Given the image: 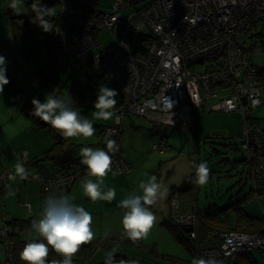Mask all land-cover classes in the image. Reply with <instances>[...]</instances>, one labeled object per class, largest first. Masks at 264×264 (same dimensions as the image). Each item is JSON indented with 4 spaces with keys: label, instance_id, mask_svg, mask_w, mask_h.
Segmentation results:
<instances>
[{
    "label": "built area",
    "instance_id": "2783aa9c",
    "mask_svg": "<svg viewBox=\"0 0 264 264\" xmlns=\"http://www.w3.org/2000/svg\"><path fill=\"white\" fill-rule=\"evenodd\" d=\"M48 2L49 8L57 6L58 10L52 31L43 38L58 63L95 67L123 97L124 106L104 136L116 142L109 154L113 162L108 173L131 171L121 153L126 114L189 130L196 110L215 100L213 110L241 113L242 148L253 181L252 197L264 193V135L254 121V111L263 104V97L259 68L252 62L246 41L264 21V0H114L109 12L100 10L99 0ZM124 9L134 11L125 19L118 13ZM103 29L116 37L111 46L104 47L98 39ZM166 144L167 140H162L152 150L163 152ZM18 155L25 165L30 164L26 152ZM9 174L5 170L0 175L2 194ZM87 177V166L54 173L41 170L34 176L52 191ZM174 211L176 223L194 227V215ZM2 220L0 238L7 240L10 228L5 225V213ZM223 236L220 248H207L202 256L214 253L224 262L241 252L258 250L264 258V237L238 231ZM6 244L10 249L11 244Z\"/></svg>",
    "mask_w": 264,
    "mask_h": 264
},
{
    "label": "rangeland",
    "instance_id": "374dc122",
    "mask_svg": "<svg viewBox=\"0 0 264 264\" xmlns=\"http://www.w3.org/2000/svg\"><path fill=\"white\" fill-rule=\"evenodd\" d=\"M29 1L33 0H24V3L20 9V14H17L11 8H9L10 0H0V52L6 58L14 57L16 60L18 59L19 66L22 65V71L24 72L23 75L29 78L31 84H35L37 81L35 80V73L38 70L37 68H39V65L26 64L25 61H23L24 51L31 48L32 44H29L24 48L18 46L15 32V23H18V20L15 18L28 14L27 5ZM113 4L114 0H99V8L103 12L112 11ZM40 5L50 6L51 3H49L48 0H40ZM140 7L141 6L138 8ZM54 8L56 15L58 8L57 6ZM133 11V9H124L118 13L126 19ZM263 27L264 21L260 23L258 29L262 30ZM98 39L104 47H108L115 42L116 37L111 31L103 29L98 33ZM263 42L264 37L258 38L254 42H251L249 39L250 45L253 46L252 61L260 68H264V51L262 49ZM47 61V48L43 46L42 56L40 59L41 66L45 67ZM88 71L89 68H79L71 61L63 62L60 67V76L62 78V82H65V85L62 89L63 96L69 99L72 83L74 81L81 82L85 87L84 95L87 99L88 118L92 119L96 124L107 126L113 125L116 121V115H114L112 119L105 121L95 120L92 116V113L95 111L94 103L97 99V94L101 83L116 90L117 88L113 84L105 82L101 78L90 73L94 80L92 85L95 87V97L93 99L86 88L87 85L85 82V74ZM41 91L44 92L43 90ZM117 92L119 95L116 97V100L119 101L122 97L118 90ZM12 96L14 97V95ZM215 102V100L205 102L203 107L196 111L197 114L194 113V125L189 130L167 127L162 124H157L156 121L145 117L136 115L127 116L123 121L124 126L121 153L124 159L131 158L136 162L131 165L132 170L129 174L123 172L111 173L103 178L101 189L103 192H107L109 188L114 189L115 197L113 200L107 201L100 199L92 201L88 196L85 195L83 190V181L85 178L76 181L74 185L69 188L74 189H72L73 191L71 190L72 192L70 191L67 193L66 190L62 191L60 195H69L73 198V202L75 204L83 206L92 214V230L95 236L94 239L88 243L97 241L99 239L114 243L112 235L123 231L122 217L124 210L118 206L119 201L134 192L137 194H142V190L139 189V184L142 180L148 179L151 175H156L158 182H162L168 189L167 195L160 199L156 205L151 206V210L154 212L157 218L156 223L150 230L149 234L145 238L138 241L139 244H135L136 246H132V243H130L131 245L128 243L121 245L119 244V246L113 244L108 250L98 249L97 256L88 264H99L104 262L108 258L107 254L109 252H113V250H115L114 255L126 252V254L129 256V260L138 261L139 264H154L155 260L151 258L153 254L150 251L153 246L156 247V250L160 254H167L181 259L190 258V254L187 252V250L173 238L169 228L164 225L165 221L171 216V211L179 209V206L176 203L177 199H174L175 197H172L169 200V190L173 187H180L186 183L188 179H191L189 183L195 184L200 191L196 208L198 211H206L211 203L218 204L220 203L221 199H223V197L227 196L225 194L231 187L229 186L230 184H234L235 181L240 180V175L237 176L236 170H232L233 165L236 163L230 164L228 161L222 163V160L226 158L233 161L238 158H244V153L242 150L241 152L238 150L234 151L231 148L232 144H241V139H239L243 134V117L241 113L213 110L212 104ZM256 114L261 126L264 129V96L263 104L257 108ZM161 138H167V145L170 147V149L166 148V150L163 152L153 151V145L161 142ZM102 139L103 138L99 137L96 133L89 138H85L83 136L71 138V142L77 146L75 151L76 158L78 157L82 159V157L79 155L80 149L82 147H91L93 149L102 148ZM17 144L18 143L16 142V145ZM213 149H217L221 154H215ZM19 157H15L17 161L19 160ZM201 161H206L209 164L211 171L223 169L230 171V176L229 174L214 175L213 173L212 177L209 176V180L206 184L198 185L194 183V164H199ZM44 162L48 161L44 160ZM236 167L240 169L239 164H236ZM234 174L236 176H234ZM87 178L92 179L97 183L100 182L96 177ZM35 181H37V179ZM37 182L40 184L39 181ZM243 185H246L243 192H249L251 187L250 180L246 181L244 178ZM226 186H228V188ZM15 191L16 193H19L16 188ZM230 195H233L232 192L228 194V196ZM10 199L16 201L17 205L19 206L18 197L16 195H14V197L11 196ZM38 201V203H40V198ZM24 205H27V203H23L21 206ZM9 206L13 205L9 203L7 207L9 208ZM176 206L177 208L175 209ZM246 208L263 218L264 193L260 196V198L253 199ZM6 211L7 210L4 207L0 206V214ZM28 212V214H31L32 209L29 208ZM40 214L41 213L39 212L36 216H34L35 219H39ZM20 215L16 217H19ZM9 217L10 220L13 219L11 218V215ZM20 217L24 219V217H26V213L24 216ZM177 224L181 225L182 229L187 227L180 223ZM32 237L36 238L38 236L36 233H33ZM109 237H111V239ZM0 240L4 242L3 245L6 249V242L9 240H5L3 238H0ZM254 253L258 257L260 264H264V258L261 252L256 250ZM224 264H233V261L226 260Z\"/></svg>",
    "mask_w": 264,
    "mask_h": 264
},
{
    "label": "trees",
    "instance_id": "16d2710c",
    "mask_svg": "<svg viewBox=\"0 0 264 264\" xmlns=\"http://www.w3.org/2000/svg\"><path fill=\"white\" fill-rule=\"evenodd\" d=\"M33 1H29L27 5L28 14L23 15L21 17H16L18 23H15V32H16V40L18 46L24 48L29 44H32V47L24 51L23 61L26 64H37L39 65L38 70L35 73L36 79L35 84H31L29 78L24 76V72L22 71V65L19 66L18 59L11 57L6 58L7 60V77L10 81L9 86L11 91L15 94L17 99V104L20 111L28 116L36 125H38L42 130H46L48 134L54 141V145L52 149L47 153V157L51 159L54 164L60 167L61 170L71 171L75 169L76 166L83 165L81 160L77 159L75 156L76 144L72 143L70 138L63 137L57 130L53 129L50 125L45 124L39 118L33 116L31 114L33 105L31 103L33 98H38L41 102L44 101L46 94L55 92L58 96H63L62 89L65 85V82H62V78L60 76V67L61 64L58 63L56 57L53 55L51 50L45 44V40L43 35L48 32H45L38 24L33 23L35 21V15L31 8V4ZM53 21L54 17H48ZM50 32V31H49ZM44 33V34H43ZM264 37V27L255 31V33L247 38V44H249V48L252 54L253 46L250 45V41L254 42L258 38ZM45 46L48 52V61L45 67L41 66L40 59L42 56V48ZM262 49L264 51V42L262 43ZM0 55H3L0 52ZM4 56V55H3ZM5 57V56H4ZM253 62V61H252ZM255 65V64H254ZM257 66V65H255ZM258 67V66H257ZM89 71L86 72V88L89 92L90 96L94 99L95 95V87H93L92 82L94 76L101 78L106 81L95 69L93 66H88ZM259 68V81H260V91L262 93V97L264 96V68ZM81 82H73L70 88L69 100L72 103V106L75 110L79 111L81 115L88 117V107H87V99L84 95L85 87ZM43 90L45 92H42ZM118 90V89H117ZM119 91V90H118ZM120 92V91H119ZM123 107V99L121 98L117 101V105L114 109L115 115L119 109ZM257 110V109H256ZM256 110L254 111V121L259 125L262 129L264 135V129L261 126L259 119L256 114ZM125 120V119H124ZM123 120V121H124ZM94 127L100 130V134L103 139L105 138L106 129L110 126L100 125L94 123ZM243 124V122H242ZM124 126V124H123ZM242 136V135H241ZM241 139V138H239ZM105 140V139H104ZM166 140V138H161L160 141ZM160 143V142H158ZM157 144V143H156ZM242 140L241 144H232L231 148L235 151L241 150L244 153L243 159H235L233 161L224 159L222 163L229 162L239 164L240 169L236 167V164L233 165L232 170H236V175H240V180L235 181L234 184H230L231 186L225 195L221 199L220 203H211L206 211H198L196 208L198 199H199V188L196 187L195 184H190L189 180L184 183L180 187H173L170 192V198L175 197L178 202V213L179 215H189L191 213L195 214V225L193 227L194 237L191 236L190 233L185 232L181 225H178L175 222V211H171V216L168 220L165 221L164 225L167 226L173 235V238L180 243L190 254L189 259H181L175 256L160 254L156 247H152L150 251L152 252L153 260H155L154 264H191L193 258H197L202 256V253L207 248H220V245L223 243L224 234L231 231L244 232L252 235H259L264 237V217L251 214L244 204L248 203L250 198L252 197V193L254 191L253 181L250 176L249 169L247 165H245V151L242 148ZM105 150L107 149V143L105 142ZM165 147H168L166 144ZM215 154L220 155L217 149H213ZM111 152H109L110 154ZM126 162V161H125ZM211 165V164H210ZM230 171L227 170H214L210 171V177H212L213 173L219 175L229 174ZM111 174V173H108ZM107 174V175H108ZM234 174V176H236ZM230 176V174H229ZM250 180L251 187L249 192H243L244 186L243 180ZM247 184V183H246ZM187 187V188H186ZM228 188V186H226ZM232 192L233 195L228 196V194ZM262 193L260 194V196ZM254 197V198H260ZM169 198V200H170ZM213 202V200H212ZM31 219L23 220V219H13L11 221H6L5 225L10 228V232L8 234V242L11 244L10 249L8 247L5 249L3 245V241L0 240V244H2V248L0 249V264H25L24 261L20 259V252L22 251L26 242L30 239L28 238L31 234ZM3 225V222H2ZM1 225V226H2ZM0 226V227H1ZM123 231H120L118 234L112 235L114 243L111 241H106L99 239L97 241L91 243H85L81 245L78 253L73 257V264H88L97 256L98 249H110L113 244L119 246V244H130L132 246H136L135 244H139L138 241H132L122 235ZM37 239H42L40 237H36ZM111 239V237H109ZM108 245V247H107ZM131 245V244H130ZM7 246V245H6ZM102 247V248H100ZM105 247V248H104ZM107 247V248H106ZM2 251V252H1ZM255 251H250L246 253H240L236 256V258H229L226 260H232L233 264H260L258 257L254 253ZM261 252V251H260ZM115 260H129V256L126 252L114 255ZM62 259L51 247L49 246V256L48 260L51 259ZM225 260V261H226ZM224 261V262H225ZM99 264H106V260Z\"/></svg>",
    "mask_w": 264,
    "mask_h": 264
},
{
    "label": "clouds",
    "instance_id": "9594fccd",
    "mask_svg": "<svg viewBox=\"0 0 264 264\" xmlns=\"http://www.w3.org/2000/svg\"><path fill=\"white\" fill-rule=\"evenodd\" d=\"M24 0H10L9 8L17 14ZM31 8L35 13V21L45 32L52 31V20L55 8L47 5H40V0H33ZM10 83L7 77V60L0 55V93L4 92L5 86ZM119 95L116 89L110 88L101 83L99 86L97 99L94 103L95 111L92 116L95 120H110L115 115L113 109L117 105L116 97ZM33 109L31 114L45 124L50 125L65 138H85L92 137L96 128L93 120L81 115L75 110L71 101L55 92L45 95L41 102L38 98L31 101ZM173 106V101L169 98V107ZM118 118V117H117ZM108 151L102 148L93 149L82 147L79 155L82 157L81 163L87 166L88 176L96 177L100 182L85 178L83 190L86 196L92 201L107 200L111 201L115 197V190L109 188L103 192L101 185L103 178L111 171L112 157L109 152L113 151L116 142L111 139L106 140ZM195 179L194 183L204 185L210 176V167L206 161L194 164ZM19 177L26 180L29 177L25 164L17 162L14 164V175L9 174V179L14 180ZM9 187V195H14ZM142 194L132 193L119 201V207L123 209L122 225L123 233L126 238L137 241L145 238L156 223V215L151 210V206L167 195L168 189L162 182H158L156 175H151L148 179L142 180L139 184ZM93 216L83 206L73 202L69 195H58L50 193L44 200L43 210L39 219L31 221V231L42 239L33 238L25 243L20 252V259L25 264H73V257L78 253L81 245L94 239L92 230ZM49 246L62 259H47L49 256ZM114 252L107 254L106 264H139L134 260L116 261ZM191 264H224L216 254L210 253L207 256L193 258Z\"/></svg>",
    "mask_w": 264,
    "mask_h": 264
},
{
    "label": "crops",
    "instance_id": "0c3cea01",
    "mask_svg": "<svg viewBox=\"0 0 264 264\" xmlns=\"http://www.w3.org/2000/svg\"><path fill=\"white\" fill-rule=\"evenodd\" d=\"M12 95H14L15 98ZM15 99L16 96L11 91L9 84L6 85L4 92L0 93V171H1L0 175L5 170H8L11 174L14 175V164L17 163L18 161L21 162L20 159L17 161L16 158L18 157H16V154L18 155L22 152H26L29 155L30 159L34 161L33 165L27 167L28 172L31 175H33V177H34V173L42 167L48 170L49 172L58 171L60 167L56 166L54 162L47 157V153L52 149L54 145L53 139L46 130H42L28 116L24 115L20 111L17 104V99L16 100ZM99 131L100 130L96 129L95 133L99 137H102ZM102 141L103 142L101 147L102 149L105 150L106 148L104 145L106 141L104 139H102ZM16 142L18 143L17 145ZM168 148L170 149L169 146ZM14 158L16 159V161ZM78 159L82 160L80 158ZM44 160H47L50 163L44 162ZM124 160L128 162L130 165L136 162L134 159L131 158ZM29 178L30 176L26 180H21L19 177H16V179L14 180L8 178V186L11 185V190L14 192V195L18 197L19 206L17 205L16 201L10 199L11 196L14 197V195L8 194L9 187L8 186L6 187L5 194H2L3 190L1 189L2 187H0V206L4 207L8 211V212L7 211L4 212L6 214L7 222L11 221L9 217L10 215L11 218L13 219H23L20 216H24L26 213L27 218L24 217L23 220H27V219L33 220L35 219L34 216H36L39 212L40 213L42 212L43 205H42L41 186L37 181ZM15 188L19 193H16ZM72 189L73 188L66 190L67 193L70 192ZM170 192L171 189L169 190V198H170ZM39 198H40V203H38ZM253 199L256 198L254 197L250 198L248 200L249 202L244 204V206L247 207ZM9 203L14 207L9 206L10 208L9 209L7 207ZM23 203H27V205L21 206ZM28 206L29 207L31 206L32 209L31 214H28L29 213ZM9 211L12 213H10ZM249 212L253 215H256L255 212L252 211ZM4 213L0 214V226L2 225L3 222L2 215ZM18 215L20 216L16 217ZM33 233L34 232H31V234H27L29 235L28 238L29 237L33 238L32 237ZM1 245L2 244H0V249H3Z\"/></svg>",
    "mask_w": 264,
    "mask_h": 264
},
{
    "label": "bare ground",
    "instance_id": "6f19581e",
    "mask_svg": "<svg viewBox=\"0 0 264 264\" xmlns=\"http://www.w3.org/2000/svg\"><path fill=\"white\" fill-rule=\"evenodd\" d=\"M91 66V65H90ZM85 67H88V66H85ZM85 67H81V68H85ZM96 69V68H95ZM98 72V71H97ZM99 73V72H98ZM100 74V73H99ZM101 75V74H100ZM102 76V75H101ZM106 80V79H105ZM106 81H108V80H106ZM109 83H111V84H113L112 82H110V81H108ZM114 85V84H113ZM115 86V85H114ZM116 87V86H115ZM117 88V87H116ZM121 94V93H120ZM121 97H122V95H121ZM122 99H123V97H122ZM123 106H124V101H123ZM127 116H131L130 114H126L125 116H124V119L127 117ZM159 122H157V124H158ZM123 124H124V122H123ZM171 128H180V129H184V128H182V127H171ZM16 157H19V155H17L16 154ZM19 159L21 160V162L22 163H24L23 161H22V159H21V157H19ZM29 161H30V164L29 165H25V167H26V169H27V171H28V166H31V165H33L34 163V161H32L31 159H30V157H29ZM129 166H130V168H131V170H132V167H131V165L128 163V162H126ZM25 164V163H24ZM79 166H85V165H79ZM76 167H78V166H76ZM41 170H43V171H45V172H48V173H54V172H49L48 170H46L45 168H40L39 170H37L35 173H34V176L38 173V172H40ZM59 170H61V169H59ZM73 170V169H72ZM55 172H57V171H55ZM10 173V172H9ZM130 173H131V171H130ZM30 174V173H29ZM129 174V173H128ZM30 176V178L29 179H32V180H36L34 177H33V175H29ZM38 181V180H37ZM74 185V184H73ZM73 185H71V186H73ZM40 186H41V190H42V205H43V203H44V200H45V198L50 194V193H56V194H58V195H60L61 193H62V191H64V190H68L71 186H69V187H67L66 189H58L57 191H52V189L50 188V187H46V186H44V185H42L41 183H40ZM178 200H177V204H178ZM42 210H43V207H42ZM178 211V210H177ZM191 215H194L195 216V214L194 213H191Z\"/></svg>",
    "mask_w": 264,
    "mask_h": 264
},
{
    "label": "water",
    "instance_id": "95a60500",
    "mask_svg": "<svg viewBox=\"0 0 264 264\" xmlns=\"http://www.w3.org/2000/svg\"><path fill=\"white\" fill-rule=\"evenodd\" d=\"M185 232L191 233L193 231V227H184Z\"/></svg>",
    "mask_w": 264,
    "mask_h": 264
}]
</instances>
